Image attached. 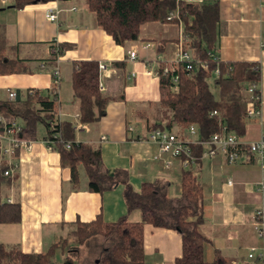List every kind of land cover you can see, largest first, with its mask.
<instances>
[{
    "label": "crops",
    "instance_id": "crops-1",
    "mask_svg": "<svg viewBox=\"0 0 264 264\" xmlns=\"http://www.w3.org/2000/svg\"><path fill=\"white\" fill-rule=\"evenodd\" d=\"M202 2L219 6L213 54L221 62L260 66L258 114L247 118L244 136L240 137L243 144L258 142L264 139V0ZM12 4L13 0H0V37L6 41L1 54L14 62L18 71L0 75V101H8L9 91L24 95L29 90L51 99V72L57 67L60 83L54 113L60 122L74 125L75 142L99 147L104 168L127 171L135 193L140 192L144 182L161 181L168 184L170 199H180L184 169L179 159L167 154L155 159L158 147L146 138L148 126L161 122L162 117L159 77L154 72L159 67H171L176 59L182 25L147 23L136 41L119 46L97 26L86 0L50 1L20 10L13 9ZM50 10L56 13L55 22L47 18ZM147 44L149 48L144 49ZM61 45L70 48L56 56L53 52ZM132 51L136 53L134 60L128 57ZM77 61L104 63V92L124 96L122 101L110 102L96 124L79 123V102L71 86L73 63ZM115 63H123V68L114 67ZM15 121L23 127L20 120ZM44 137L27 140L29 150L22 148L4 160L16 165L18 188L3 190L2 197L9 203H20L21 221L0 224V244L18 248L24 254H40L67 240L77 221L90 222L101 216L104 222L114 223L127 216L130 223L140 222L138 210L127 212L124 185L103 193L89 192L80 166L79 184L73 186L69 169L61 167L59 154ZM191 172L202 188L203 223L198 232L208 241L204 260L212 262L218 254L219 264L246 263L249 248L263 244L257 229H264V193L256 184L264 179V169L254 160L229 164L225 156L218 154L203 157ZM101 245L100 254L105 248L104 243ZM142 248L143 264H176L181 256V238L173 230L145 224Z\"/></svg>",
    "mask_w": 264,
    "mask_h": 264
},
{
    "label": "trees",
    "instance_id": "trees-1",
    "mask_svg": "<svg viewBox=\"0 0 264 264\" xmlns=\"http://www.w3.org/2000/svg\"><path fill=\"white\" fill-rule=\"evenodd\" d=\"M50 1L70 0H13L16 10L47 3ZM87 10L94 14L97 26L112 38L114 43L124 46L136 41L140 29L147 23H172L182 25L185 45L191 49L194 61L207 66L201 69L193 64L190 72L180 64L176 71L163 75V67L158 68L161 110L171 113L168 122H156L148 130L175 128L186 129L196 125L201 142L209 141L224 131L239 137L244 136L247 122V108L253 103L259 108L257 90L252 95L246 92L261 80L259 64L250 62H214L213 54L219 24V6L217 3H193L186 0H86ZM170 12H176L178 19L167 22ZM6 41L0 37V75L17 72L15 63L1 54ZM69 46H60L53 52L56 56ZM123 63L114 67L122 69ZM218 71V76H215ZM177 76V92H173L172 77ZM73 95L79 102V123L96 124L106 113L107 105L114 100H124L123 94L117 97L99 89V69L95 61H77L73 63L71 76ZM56 101L29 90L26 94H17L15 101H0V117L6 121L20 120L23 123L20 137L24 140H37V125L45 128V141L52 142V148L59 154L60 165L70 171V182L79 184L78 168H84L87 177L86 189L92 193L112 190L116 185L125 187L124 199L127 212H140V222L130 223L124 216L114 223H106L101 216L85 223L76 222L71 235L78 246L89 239L101 237L111 240L109 247L99 260V264H143V225L175 231L181 238V256L176 264H219L216 254L212 262H206L203 250L207 240L198 232L203 223L201 214L202 188L191 171L184 170L181 175L180 199L168 197V184L161 181L144 182L140 192L135 193L129 185L127 171L110 172L102 164L101 150L89 144L75 142V127L72 123L61 121L53 130V112ZM216 112V115H213ZM148 123V121H147ZM58 133L54 139L53 134ZM70 143L69 149L65 144ZM194 156L201 157L203 147L192 146ZM8 172V175L5 173ZM18 175L13 165L0 160V224H18L21 221L19 202H7L2 197L3 190H17ZM66 240L49 247L40 254H24L18 248H9L0 244V264H52L54 252L66 248ZM62 264H74L71 257L65 256Z\"/></svg>",
    "mask_w": 264,
    "mask_h": 264
},
{
    "label": "built area",
    "instance_id": "built-area-1",
    "mask_svg": "<svg viewBox=\"0 0 264 264\" xmlns=\"http://www.w3.org/2000/svg\"><path fill=\"white\" fill-rule=\"evenodd\" d=\"M187 2L193 3H201L202 0H186ZM47 18L51 22L56 21V13L52 10L48 11ZM178 19V14L176 12H170L166 18L167 22H171L172 20ZM179 25H181L179 23ZM183 38L178 45V54L176 59L171 63V67H163V75L173 73L177 70L180 64L184 65V70L186 72H190L193 69V64L195 62L201 69L206 70L207 66L200 62L194 61V57L192 52L190 51L189 47L186 46ZM264 47V45H263ZM149 45H145L144 49H148ZM210 58L214 62H220L218 57L214 54L209 53ZM128 57L131 60L136 58V53L134 51L128 53ZM99 69V89L101 92H104L105 87L102 81V78L105 76L107 72V67L104 63L98 64ZM156 76H158V70L154 72ZM218 71H215V76H218ZM52 84L50 87V97L56 101L57 92L60 83V74L57 67H55L52 72ZM173 83V92H177V76L172 77ZM257 91V85H252L248 88L247 93L248 95H252L254 92ZM17 98V93L14 91L8 92V100L15 101ZM255 101H259V96L254 98ZM53 122H50L51 128L53 130V126L60 122L59 117H55V113L53 112ZM258 114L257 108L254 106L253 103H250L247 108V118L254 117ZM213 115H216V112H213ZM21 126L17 124L15 120L6 121L4 118L0 117V159H11L15 156L18 151L22 148L29 150L30 149V142L22 139L20 137ZM59 134L54 133L53 138H58ZM105 138L102 137V140ZM146 142L152 143L158 147V155L155 159H159L162 154H167L173 158L179 159L181 166L184 170L192 171L195 169L199 163V161L203 158H212L218 154L225 156L227 162L229 164H234L237 162H245L249 163L252 160L257 162L261 169H264V139L253 142L249 144H243L240 142V137L233 134L223 132L220 135L213 136L209 141L201 142L198 137V130L196 125H190L188 128L184 129L183 132H176V131H168L163 129H155L148 133ZM45 143L52 147L51 141H45ZM199 145L203 147V152L201 157L194 156L192 152V146ZM71 146L70 143L65 144V147L69 149ZM7 163L11 164L8 160ZM13 165L15 168L16 165ZM8 175V172L5 173ZM230 184V182H228ZM258 191L264 193V179L256 184ZM257 215H261L260 212ZM257 235L263 244L261 247H251L248 250L246 263H237L232 262L231 264H264V229L258 228Z\"/></svg>",
    "mask_w": 264,
    "mask_h": 264
},
{
    "label": "rangeland",
    "instance_id": "rangeland-1",
    "mask_svg": "<svg viewBox=\"0 0 264 264\" xmlns=\"http://www.w3.org/2000/svg\"><path fill=\"white\" fill-rule=\"evenodd\" d=\"M168 120H169V116L167 115L166 111L162 110V117L160 118L161 123H166L168 122ZM183 130H184L183 128H175L174 131L181 133L183 132ZM45 133L46 131H45L44 126L41 124H38L37 125V137L41 138L43 135H45ZM90 241L91 242H86L82 246H78L75 243L74 237L70 233L69 238L66 240L67 246L65 250L58 249L54 252L53 264H62L63 262L62 255H64V257L65 256L71 257L73 261H75V264H99V260L102 256V254L100 253L103 250V248H100L99 245L104 243V247H109L110 243H112V241L114 242V238L111 240H104L101 237H95ZM60 242H62V240Z\"/></svg>",
    "mask_w": 264,
    "mask_h": 264
}]
</instances>
